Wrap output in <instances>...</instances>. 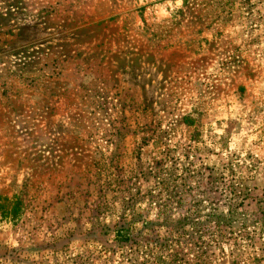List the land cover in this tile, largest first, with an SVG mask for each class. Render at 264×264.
<instances>
[{"label":"rangeland","instance_id":"obj_1","mask_svg":"<svg viewBox=\"0 0 264 264\" xmlns=\"http://www.w3.org/2000/svg\"><path fill=\"white\" fill-rule=\"evenodd\" d=\"M0 196V264H264V0H0Z\"/></svg>","mask_w":264,"mask_h":264},{"label":"trees","instance_id":"obj_2","mask_svg":"<svg viewBox=\"0 0 264 264\" xmlns=\"http://www.w3.org/2000/svg\"><path fill=\"white\" fill-rule=\"evenodd\" d=\"M262 207L263 206L261 205V208ZM21 211H22L21 202L16 201V200L12 201V200H9L8 198H3L2 196H0V212H1L2 217L6 221L17 222V220H19V217L21 215ZM262 213H264V207L262 208ZM235 217H236V211L233 209H230L228 210L227 214H220L216 216V223L218 226H222L225 223V222L222 223L223 220L226 221V219H228L227 221L230 222L231 220L234 221Z\"/></svg>","mask_w":264,"mask_h":264}]
</instances>
